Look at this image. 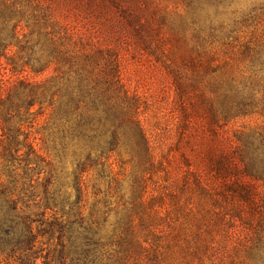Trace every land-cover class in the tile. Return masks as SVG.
<instances>
[{
    "label": "rangeland",
    "instance_id": "obj_1",
    "mask_svg": "<svg viewBox=\"0 0 264 264\" xmlns=\"http://www.w3.org/2000/svg\"><path fill=\"white\" fill-rule=\"evenodd\" d=\"M115 1L0 0V100L19 81L40 84L56 76L54 67L39 76L26 67L44 62L46 33L54 38L60 33L67 52L111 50L119 59L122 85L139 100V120L154 145L155 162L161 163L140 174L123 151L95 163L91 159L96 155L87 162V150L76 141L63 149L59 124L51 120L52 110H46L48 99L28 114L23 108L19 113L0 110L3 133L21 125L18 142L28 137L36 153L26 159L25 148L12 164L0 160V182L9 189L15 186L23 215L40 221L39 215L46 213L43 223L32 226L39 235L36 264H58L60 253L65 255L63 264H74L73 253H91L86 264H106L125 253H148L164 258L165 264H195L197 257L204 264H231L237 253H245L246 243L231 235L233 229L213 226L221 208H213L209 195H215L202 193L193 173L208 178L206 152L234 147L238 134L264 131V82L250 85L254 114L216 124L207 110L214 95L205 81L182 102L173 86L171 71L183 69L192 53L182 40L191 36L181 25L187 12L183 2ZM219 15L242 44L250 41L253 48L264 41V0H234ZM127 16H137L146 28L129 24ZM183 71L190 76L189 70ZM45 183L53 198L48 202ZM48 224L66 225V232L60 234ZM82 238L89 240L88 248H83ZM3 244L0 264H18V255L6 257L9 248Z\"/></svg>",
    "mask_w": 264,
    "mask_h": 264
},
{
    "label": "trees",
    "instance_id": "obj_2",
    "mask_svg": "<svg viewBox=\"0 0 264 264\" xmlns=\"http://www.w3.org/2000/svg\"><path fill=\"white\" fill-rule=\"evenodd\" d=\"M181 1L187 9L181 25L183 30L191 31V36L182 37V40L190 46L192 53L185 60L183 69L171 71L178 101L182 102L181 98L189 91L198 93L199 83L205 81V86L214 95L207 110L216 124L226 125L254 114L256 104L250 85L254 81L264 82V41L253 48L250 41L242 44L239 37H232L234 31H228V26L218 18L220 11L230 7L234 0ZM126 20L129 24L140 23L137 16H127ZM139 27L146 28L140 24ZM59 35L54 38L55 35L46 33L43 36V49L47 52L44 62L41 59L26 65L35 76L54 67L56 76L40 84L19 81L6 91L5 100H0V110L7 107L6 112L19 113L23 108L28 114L34 106H41L48 99L46 110H52L51 120L59 124L63 149L76 141L87 150V162L92 154L96 155V160L91 159L95 163L106 155L119 157L123 151L130 157L128 164L131 163L140 174L161 166L154 160V145L139 120V100L122 85L117 55L111 50L99 49L67 52ZM183 70H189L190 76ZM2 115L0 111V117ZM20 127L12 128L9 134L0 129L3 133L0 160L4 164H12L25 148L26 159L36 154L28 137L24 138L23 144L18 142ZM234 143L228 150L206 152L204 159L209 179L195 172L194 182L202 193L215 195L213 198L209 195L214 209L221 208L215 214L217 222L213 226L233 229L231 235L246 243L245 253H237L231 264H264V131L238 134ZM207 180L210 183H206ZM46 183L42 188L48 202L53 198ZM15 190V186L9 189L0 182V246L4 243L9 248L6 254L9 259L18 255L15 263L36 264L38 256L34 248L39 235L38 231L33 232L32 226L36 222L43 223L46 213L39 215L40 221L23 215L18 209ZM45 207L49 210L47 205ZM82 220L78 222V228ZM47 226L51 230L58 227L60 234L67 229L62 224ZM229 234L226 232L227 236ZM81 240L84 241L83 248L90 246L88 239ZM73 254L76 257L74 264H86L91 255ZM118 255L106 264H165L164 258L155 255L150 258L148 253ZM196 256L194 253L193 257ZM64 258V253H60L56 261L63 264ZM196 260L195 264H204L201 258Z\"/></svg>",
    "mask_w": 264,
    "mask_h": 264
}]
</instances>
